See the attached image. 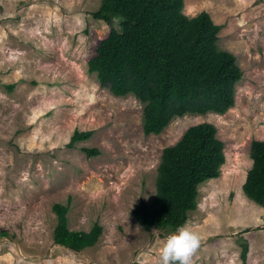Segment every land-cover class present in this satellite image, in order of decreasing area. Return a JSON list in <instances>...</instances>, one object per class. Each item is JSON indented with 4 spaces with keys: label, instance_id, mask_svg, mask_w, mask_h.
<instances>
[{
    "label": "rangeland",
    "instance_id": "1",
    "mask_svg": "<svg viewBox=\"0 0 264 264\" xmlns=\"http://www.w3.org/2000/svg\"><path fill=\"white\" fill-rule=\"evenodd\" d=\"M100 4L0 0V264H159L176 230H146L133 210L155 195L164 148L202 122L217 126L226 162L186 222L202 240L192 264H241L245 242L247 264H264V206L243 191L252 142L264 139V0H185L187 15L205 10L223 25L219 46L237 56L243 78L226 113L175 117L157 135L144 133L135 95H114L88 71L111 30L92 16ZM76 129L93 134L69 147ZM69 198L70 229L103 226L95 246L55 243L53 205Z\"/></svg>",
    "mask_w": 264,
    "mask_h": 264
},
{
    "label": "trees",
    "instance_id": "2",
    "mask_svg": "<svg viewBox=\"0 0 264 264\" xmlns=\"http://www.w3.org/2000/svg\"><path fill=\"white\" fill-rule=\"evenodd\" d=\"M185 0H101L92 13L111 26L89 60L88 71L116 96L135 95L143 104L146 135L160 134L175 117L187 114L226 113L235 104L243 70L237 56L219 46L222 24L208 11L195 16L184 12ZM3 7L0 5V14ZM118 21L119 27L114 21ZM214 123L189 126L173 145L164 148L156 178V193L140 199L133 214L146 230H176L184 225L199 204L200 186L221 174L226 162L225 143ZM93 130L76 129L68 143L89 139ZM87 155L98 148L84 147ZM253 164L243 184L245 195L264 206V139L251 145ZM67 204L56 202V244L81 251L95 246L103 226L89 231L68 225ZM247 264L249 244H243Z\"/></svg>",
    "mask_w": 264,
    "mask_h": 264
},
{
    "label": "clouds",
    "instance_id": "3",
    "mask_svg": "<svg viewBox=\"0 0 264 264\" xmlns=\"http://www.w3.org/2000/svg\"><path fill=\"white\" fill-rule=\"evenodd\" d=\"M201 242L200 234L190 224L179 226L165 238L159 250V264H192V256Z\"/></svg>",
    "mask_w": 264,
    "mask_h": 264
}]
</instances>
